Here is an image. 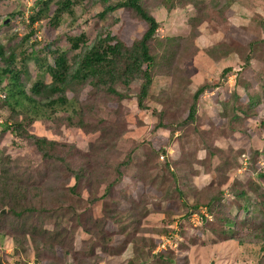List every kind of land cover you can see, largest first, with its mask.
Here are the masks:
<instances>
[{
	"label": "rangeland",
	"instance_id": "374dc122",
	"mask_svg": "<svg viewBox=\"0 0 264 264\" xmlns=\"http://www.w3.org/2000/svg\"><path fill=\"white\" fill-rule=\"evenodd\" d=\"M34 1L0 0V43L18 57L22 52L41 50L39 55L50 61L45 44L51 42L50 50L59 49L74 66L76 54L83 50L72 49L70 37L84 34L90 44L101 31L114 35L123 27L125 39L146 29L125 9L106 13L101 19L106 5L84 0V6L74 8V25L67 19L48 33L44 25L35 24V43L18 41L30 28L24 18L18 23L10 15L23 13L30 18ZM142 1L158 22L157 38H180L173 58L153 72L154 81L144 101L147 109L138 107L142 80H134L116 87L122 97L92 93L87 101L93 110L85 112V129L61 128L45 120L31 127L36 136L66 143L74 169L89 175L90 183L83 180L77 188L80 200L69 199L79 203L76 214L61 219L48 216L55 201L51 185L58 183L54 186L60 188L62 181L68 180L65 186L69 187L75 178L55 170L50 161L38 160L33 151L31 155L27 143L0 132V172L4 167L11 177L29 179L25 186L31 196V185L39 187L41 197L34 207L41 205L46 210L36 212L33 220L46 231L67 232L66 239H56L57 246L51 248L42 243L48 241L47 234L36 235L31 242L21 241L19 254L13 255L14 234H24L15 224L10 225L14 218L7 217L2 229L6 237L0 246L3 264H143L139 251L146 258L163 249L185 258L175 264L257 263L250 255L252 250L223 238V224L216 223L214 213L223 211L236 220L249 217L251 229L264 221L258 211L264 203V0H233L229 6L226 0H198V8L182 0L184 6L171 11L162 6L163 0ZM201 9L206 12L202 14ZM194 17L198 20L190 21ZM27 67L30 72L36 69L33 61ZM225 69L230 70L223 75ZM44 80L50 81L49 77ZM204 85L213 87L198 99L193 125L185 124L194 94ZM154 109L164 112L165 128L156 126ZM9 114L7 106H0V123ZM118 173L122 174L120 186L130 185L133 206L142 218L135 234L161 241L150 254L139 248L140 241L137 250L133 246V224L119 228L106 221L103 237L96 234L94 226L91 240L84 229L104 217L103 202L92 204V194L100 197L105 182ZM181 179L188 180L186 186L181 185ZM176 187L181 199L171 194ZM217 191L223 198L212 199V207L205 208ZM240 193L244 195L238 197ZM185 202H201V206L187 210ZM67 206L60 205V209ZM98 223L95 225H102ZM163 228H168L170 236L156 233Z\"/></svg>",
	"mask_w": 264,
	"mask_h": 264
},
{
	"label": "trees",
	"instance_id": "16d2710c",
	"mask_svg": "<svg viewBox=\"0 0 264 264\" xmlns=\"http://www.w3.org/2000/svg\"><path fill=\"white\" fill-rule=\"evenodd\" d=\"M188 1L197 8L200 5L198 0ZM232 1L226 0V6H229ZM83 2L84 0L34 1L30 18L26 22L30 30L25 36L16 37L17 40L22 42L30 40L31 44L35 43L36 29H33L35 24L44 25L48 33H53L67 19L70 20L71 25H74L76 21L74 8L84 6ZM94 2L92 1L91 3L93 4ZM96 3L106 5L105 9L100 13L101 19L105 18L106 13L125 9L131 11L134 17L146 26V29L139 33L135 32L133 38L125 39L126 30L123 27L114 35L108 30L101 31L90 44L87 43V36L84 34L70 37L68 40L72 44V49L83 50L76 54L77 61H74V66L70 65L62 51L59 49L50 50L51 42L45 44L51 58L50 61L47 57L39 55L42 52L41 50H33L30 53L22 52L21 56L18 57L14 51L8 50L0 43V106L5 105L10 110L9 116L3 123H0V132L8 133L14 139L27 143L30 148L29 153L31 154L32 151L36 153L38 160L50 161L55 170L58 169L62 174L70 173L75 178V184L69 187L65 186L68 180L62 181L63 184L60 188L54 186L58 183L51 185L56 202H53L48 210L50 213H47H49L48 216H53L55 219L72 216L78 212L79 203H72L69 199L71 196L78 198V186L83 180H85L86 184H89L90 178L89 175H84L82 169H74L72 153L69 147L66 148L68 146L66 143L34 135L31 129L32 124L36 121L45 120L61 128L85 129L87 126L85 112L93 110L92 103L87 101L88 97L95 92L98 95H107L108 97L113 95L122 97L116 87L118 85L128 86L134 80H142L138 107L146 110L147 107L144 101L148 97L154 81L153 72L157 68L166 66L167 62L173 58L178 46L175 44L180 39L176 37H156L158 22L147 11L142 0H97ZM180 4L184 6L182 0H163L162 6L167 11H171L180 7ZM205 12V9H201L202 14ZM10 16H14V20L18 17H25L23 13L20 15L12 13ZM197 20L196 17L190 19L193 22ZM6 21L5 19L4 23H7ZM261 24L264 26V21ZM29 61H33L36 65V69L33 72H30L27 67ZM229 70L225 69L223 75L227 74ZM45 77H49L50 81L44 80ZM212 87L204 85L196 91L193 97L194 102L188 109L183 121L185 124L193 125L196 121L198 99ZM152 112L156 113L158 117L156 126L165 128L164 112H156L155 109ZM29 161L30 159L25 161L27 167L31 164ZM121 178L122 174L118 173L113 177V180H107L105 183L107 184L108 182V184L100 197H96L94 193L92 194L94 199L92 204L99 201L103 202L104 217L95 221V224L96 222L102 224L99 226L95 224L89 225L80 219L83 226L86 227L85 224H87L84 229L90 237L89 240L95 237V233L92 232L94 226L96 234L101 236V238L103 237L104 230H106L103 225H105L104 222L106 221L118 225L119 228L133 224L135 227L132 230V235L138 231L142 218L139 217L138 210L133 206L134 201L131 197L130 185L121 187ZM28 180L25 181L17 176H9V171L5 170L4 167L0 172V246L6 237L2 229H4V222L7 217L12 216L15 223L11 222L10 225L15 224V229L24 234L22 237L14 234L13 255L19 254L21 241L31 242L36 235L47 234L48 241L43 240L41 237L44 248H51L53 244L56 247L57 245L54 243L56 239L63 240L67 237L66 231L60 232L58 229L46 231L42 225H38L33 220L36 212L43 214L46 208L41 207V205L34 207L35 200L37 202L41 194L38 190L39 187L31 185L34 195H30L29 186H25L29 183ZM180 181L182 182L181 185L186 186L188 180L181 179ZM136 182L138 184V180ZM100 183L98 182L97 188L94 189L96 193ZM179 190L176 187L175 193L171 194H176L181 199V191ZM243 195L244 193L237 194L238 197ZM222 198V193L214 192V195L204 207H212L211 202L214 200L220 201ZM201 202L192 205L185 202L186 205L184 206L187 210L189 207L196 210L198 206H201ZM67 203L69 206H67ZM53 205H56V208ZM60 205L67 207L60 209ZM3 208L6 211H2ZM258 211L261 214L260 218L264 220V203ZM214 214L216 223L223 224L220 230L223 238L252 250L250 255L256 259L257 263L255 264H264V221L260 223L261 226L251 229L252 225L249 224V217L245 219H240L239 217L236 220L229 214L225 216L223 211H220L219 214ZM156 233L160 234V236H170L168 228L156 229ZM107 234H113V232H108ZM141 235H134L133 246L135 247L137 242L140 241L139 245L141 247L139 248L147 251V254L153 252L161 242L158 241L160 239H154L158 241L155 242L153 239H146V237ZM139 254L144 257L141 260L143 264H175L177 260L184 261L185 259L179 255H174L168 249L153 253L154 255H149L146 258L145 254L140 251ZM0 264H3L1 258Z\"/></svg>",
	"mask_w": 264,
	"mask_h": 264
},
{
	"label": "built area",
	"instance_id": "2783aa9c",
	"mask_svg": "<svg viewBox=\"0 0 264 264\" xmlns=\"http://www.w3.org/2000/svg\"><path fill=\"white\" fill-rule=\"evenodd\" d=\"M22 19H23L22 17H18L16 20L19 23V21H21ZM24 20H26V22H28V16L27 15L24 17Z\"/></svg>",
	"mask_w": 264,
	"mask_h": 264
},
{
	"label": "water",
	"instance_id": "95a60500",
	"mask_svg": "<svg viewBox=\"0 0 264 264\" xmlns=\"http://www.w3.org/2000/svg\"><path fill=\"white\" fill-rule=\"evenodd\" d=\"M7 22V21H6ZM3 211H5V209H3ZM211 264H213V263H211Z\"/></svg>",
	"mask_w": 264,
	"mask_h": 264
}]
</instances>
